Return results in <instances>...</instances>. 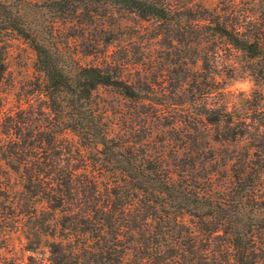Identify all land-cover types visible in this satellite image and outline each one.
I'll list each match as a JSON object with an SVG mask.
<instances>
[{
	"label": "trees",
	"instance_id": "obj_1",
	"mask_svg": "<svg viewBox=\"0 0 264 264\" xmlns=\"http://www.w3.org/2000/svg\"><path fill=\"white\" fill-rule=\"evenodd\" d=\"M9 34L41 80L5 108ZM0 264H264V0H0Z\"/></svg>",
	"mask_w": 264,
	"mask_h": 264
},
{
	"label": "rangeland",
	"instance_id": "obj_2",
	"mask_svg": "<svg viewBox=\"0 0 264 264\" xmlns=\"http://www.w3.org/2000/svg\"><path fill=\"white\" fill-rule=\"evenodd\" d=\"M217 1L218 0H198L201 5L208 8L213 7ZM105 21L109 23V25H115L116 29H119L122 33H126L124 35L127 37V35L133 36L130 29H132L137 19L134 18L133 14L127 12L111 11ZM141 23L146 24L145 22ZM138 34H142V32ZM7 38L8 50L6 53V66L8 76L13 83L9 88V103L5 108H7L8 105H13L15 99L23 98L25 93L31 92L36 82L41 80V75L34 66L35 54L29 44L15 34H9ZM135 40L136 39H132L131 41L134 42ZM107 50L111 52L114 48L110 46ZM223 58L234 68L233 77L228 79L226 83V91L229 93V100H236L239 93L249 94L254 84L250 77L242 70L244 65L242 55L233 50L230 53H224ZM77 59L81 65H90L100 64L102 58L101 55H83L82 53H78ZM95 94L98 99H101V102L104 100L107 103L110 115L111 117H115V119L118 118V112L125 109L126 103H128L117 98L107 87H99ZM128 105L130 106V104ZM120 108L121 110H119ZM10 245L13 257L19 260H24L26 258L28 253L23 249L24 238L21 233L14 232L10 234Z\"/></svg>",
	"mask_w": 264,
	"mask_h": 264
}]
</instances>
